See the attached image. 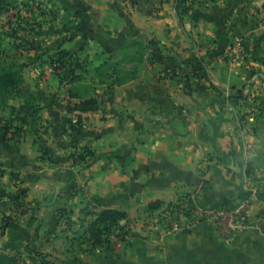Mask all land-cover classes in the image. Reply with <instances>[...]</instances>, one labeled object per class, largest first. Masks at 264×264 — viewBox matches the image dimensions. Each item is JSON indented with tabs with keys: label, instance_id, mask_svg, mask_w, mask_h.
<instances>
[{
	"label": "crops",
	"instance_id": "crops-1",
	"mask_svg": "<svg viewBox=\"0 0 264 264\" xmlns=\"http://www.w3.org/2000/svg\"><path fill=\"white\" fill-rule=\"evenodd\" d=\"M190 1L181 27L178 0H42L45 18L16 36L27 88L14 96L41 107L39 134L8 140L0 121V253L23 264H264V2ZM132 42L143 62L108 97L105 86L72 97L49 64L64 45L94 86L106 55ZM87 97L99 104L74 110ZM74 146L101 159L79 170ZM185 196L201 208L246 200L249 223L232 242L200 216L175 232L148 229L161 207ZM111 209L127 214L130 246L121 254L81 247L95 215Z\"/></svg>",
	"mask_w": 264,
	"mask_h": 264
},
{
	"label": "trees",
	"instance_id": "trees-1",
	"mask_svg": "<svg viewBox=\"0 0 264 264\" xmlns=\"http://www.w3.org/2000/svg\"><path fill=\"white\" fill-rule=\"evenodd\" d=\"M9 5L10 3H8L7 6H0V13L6 10ZM191 8L190 0H178L176 11H178L181 16V27L184 26V16L190 12ZM1 48L2 44L0 40V53L2 55L4 51ZM124 49H129L131 51L135 50L138 54V62H140L139 65H137L132 71L127 72L125 75L119 68L120 63L116 62L113 66L111 62L115 59L114 54L119 55L117 52ZM119 50L107 54L103 64L100 67L95 68L94 71L96 80L92 81L94 86L83 83L89 72L87 64L84 61L82 62L74 54H71L70 49L66 48L64 45H62L55 54L49 57V64L55 69L60 82L67 81L73 85L74 89L71 90L72 97L83 98V96H88V94L92 92L96 94L97 90L102 86L106 87L102 96L108 97V95H111L114 86L121 85L126 81L135 78L138 73V69L143 62L142 51L144 48L139 43L132 42L123 46ZM22 82L23 77L19 64H16L15 62H10L8 64L0 63V105L2 104L8 109L10 108L12 113L10 114L9 119H2L0 116V121L3 123L4 137L8 140L19 137L26 132L37 136L39 134V122L42 119V109L39 105H37L35 100H28L19 108H16V106L8 107L9 97L14 94V92L19 90ZM98 104L99 101L97 97H87L79 104H76L74 110L83 112L84 110L97 106ZM14 112L16 113L14 114ZM37 138L40 145V159H46L48 156L46 148L42 145L41 139L39 137ZM100 159L101 156L96 155V153L91 149L87 147L81 148L74 146L73 161L77 164L79 170H85V168L90 164L95 163ZM172 205L173 204L171 203L166 206L170 207ZM158 209H160V205L155 206L151 210ZM126 218L127 214L125 212L113 209L97 213L95 218L89 223L87 230L80 236V246L83 247L86 245L87 250L90 252L102 247L110 248V235L117 229L121 228V222ZM12 221L13 220L5 219L3 221V228H8ZM0 264L23 263H20L15 256L12 257L10 255L0 253Z\"/></svg>",
	"mask_w": 264,
	"mask_h": 264
},
{
	"label": "built area",
	"instance_id": "built-area-1",
	"mask_svg": "<svg viewBox=\"0 0 264 264\" xmlns=\"http://www.w3.org/2000/svg\"><path fill=\"white\" fill-rule=\"evenodd\" d=\"M237 44V43H236ZM241 52L240 43L230 50L229 58L236 60ZM10 137V135H9ZM248 153L244 152L243 157L247 159ZM84 190H87L84 189ZM200 216L203 220L214 226L217 234L227 242L234 241L238 235L247 227L250 220L249 202L240 201L235 207L211 206L210 208H201L192 196L173 203L172 206H163L147 222L149 230H164L166 233L181 230L182 222L187 217ZM131 242L129 226L121 225L110 235V250L116 254H121ZM107 248V247H106Z\"/></svg>",
	"mask_w": 264,
	"mask_h": 264
},
{
	"label": "rangeland",
	"instance_id": "rangeland-1",
	"mask_svg": "<svg viewBox=\"0 0 264 264\" xmlns=\"http://www.w3.org/2000/svg\"><path fill=\"white\" fill-rule=\"evenodd\" d=\"M9 3L10 5L7 7L6 10L8 14H6L4 17L0 19V40L2 44L1 49L4 51L2 55L0 53V57H1L0 63L8 64L10 62H15L20 66L23 82L21 83L19 90L14 92V94H12L8 99V107L16 106V108H19L21 106V102L18 101L14 96L17 95L18 91L26 89L27 85L24 79V66L22 64L23 63L22 58L20 57V55L23 54L21 53L22 48H19V44L21 43L17 41L18 39H16V36L31 35L30 34L31 23L40 20L42 21L45 18L43 14H41L40 12V10H44V8H42V5H45V3L42 2V0H24V1L13 0L10 1ZM263 5L264 3L258 8L259 9L258 11H261L260 14L264 16ZM32 8L37 9L39 11L38 13L39 15L37 16V18H35L34 15L31 16L29 14V11H31ZM236 43L238 44L240 42L236 41L232 47L237 45ZM58 50L59 48L57 49V51ZM130 52L131 50L129 49L119 50L117 53L121 57L115 59V61H111L113 66L116 64V62L120 63L119 68L121 71L123 69V72L125 73L126 72L125 70L139 65L140 62H138L139 59L138 55H135L134 53L130 55ZM15 113L16 112H14V114ZM10 114H12L10 108L8 109L7 107L1 104L0 116L2 117V119H9ZM86 188L88 190V187H85L84 189ZM87 190H84V192L86 193Z\"/></svg>",
	"mask_w": 264,
	"mask_h": 264
},
{
	"label": "water",
	"instance_id": "water-1",
	"mask_svg": "<svg viewBox=\"0 0 264 264\" xmlns=\"http://www.w3.org/2000/svg\"><path fill=\"white\" fill-rule=\"evenodd\" d=\"M238 160L234 163V166H232V170L234 171H240V164L244 162V159L242 156H239L237 158Z\"/></svg>",
	"mask_w": 264,
	"mask_h": 264
}]
</instances>
